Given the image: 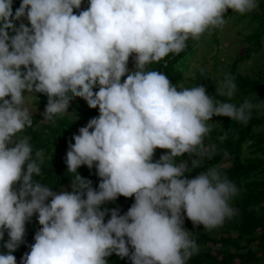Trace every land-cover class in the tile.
Segmentation results:
<instances>
[{"label": "clouds", "instance_id": "clouds-1", "mask_svg": "<svg viewBox=\"0 0 264 264\" xmlns=\"http://www.w3.org/2000/svg\"><path fill=\"white\" fill-rule=\"evenodd\" d=\"M81 4L20 0L13 11V0H0V264H17L13 252L34 213L41 227L20 264H109L113 252L131 264H186L199 245L185 215L212 229L238 211L230 200L239 189L219 167L185 176L213 154L204 142L208 121L223 115L247 124L264 104L215 101L204 85H178L147 66L222 28L228 9L245 14L258 0H88L75 13ZM236 87L225 72L216 93L232 97ZM35 92L36 105L47 96L43 112L30 110ZM74 97L99 115L73 134L65 156L71 190L56 191L34 179L44 149L18 133L35 115L43 122L69 113ZM157 147L169 151L153 160ZM183 153L190 161H177ZM82 164L95 165L96 188L78 172ZM121 194H134L126 212L104 206Z\"/></svg>", "mask_w": 264, "mask_h": 264}, {"label": "trees", "instance_id": "trees-1", "mask_svg": "<svg viewBox=\"0 0 264 264\" xmlns=\"http://www.w3.org/2000/svg\"><path fill=\"white\" fill-rule=\"evenodd\" d=\"M20 0H13V11L19 6ZM88 0H82L81 9L73 8L78 14L82 9L87 8ZM259 12H247L239 14L228 9L225 17L229 15L239 14L238 19L246 21L247 26H251V32L244 37L247 46L240 54L229 62H220L226 65V69L222 72L217 70V57L213 56L215 61L213 70L221 73L211 77L200 68L193 70L184 79L183 74L189 72V58L195 56V48L193 46L195 40L189 38L187 47L179 54H171L163 58L159 62H153L148 68L164 72L169 79L176 84H184V86L204 85L206 93L214 97L215 101L231 100L232 102H240L243 98H250L254 104H264V74L257 70H249L248 74H241L237 71L238 64L247 60L253 53H257L262 48V39L264 37V1L258 0ZM25 24H28L26 18H21ZM19 22H17L18 24ZM211 36L215 45L218 44L215 29L211 31ZM23 68V66H21ZM231 73L235 78L236 91L232 97L219 95L216 88L219 81L223 78V74ZM179 90V87H178ZM74 97L70 102H73ZM40 105L47 102L46 94L40 96ZM98 106L93 108L88 105L82 108L75 117L69 116L67 113L57 116L52 121H41L39 115L32 117L33 125L26 127L22 133L18 135H30L31 143L34 151L37 148L44 149V163L41 165L42 173L34 176V179L40 180L42 183L48 184L54 190L68 184L67 190L70 189L71 178L75 173L67 171L65 163L66 150L72 139L73 134H78V129L84 126L87 121L98 116ZM217 120L218 124L210 128L209 133L204 139L207 145L214 146L212 156L205 157L201 160L200 166L190 169L185 176L191 178L199 172L204 171L208 167L217 166L227 175V178L236 184L239 191L230 200L238 211L231 219H225V222L217 226L218 236H210L200 230L202 224L194 225L193 222L185 215L183 227L193 234L199 251L195 253L186 264H264L262 254H264V109L253 108L252 115L247 124L223 115H213L210 118ZM263 125V128H258ZM247 153H244V150ZM169 151L157 147L154 150L153 160L158 159L161 153ZM192 157L188 153L181 154L177 157L190 161ZM190 163V162H189ZM223 163L229 165L224 167ZM81 176L92 181L93 188H96L101 179L96 175L95 165L90 169L87 165H81L78 168ZM134 194L131 197L119 195L114 201L106 203V207L119 208L120 214H123L134 203ZM34 213L29 221H26V232L24 242L14 250L13 254L20 264L21 256L30 251V245L34 243V233L41 227ZM110 217V213L105 216V222ZM7 233L5 232L4 240ZM0 247L3 251V240H0ZM130 251H131V246ZM109 264H131L128 257L121 258L116 253H112L107 257Z\"/></svg>", "mask_w": 264, "mask_h": 264}, {"label": "rangeland", "instance_id": "rangeland-1", "mask_svg": "<svg viewBox=\"0 0 264 264\" xmlns=\"http://www.w3.org/2000/svg\"><path fill=\"white\" fill-rule=\"evenodd\" d=\"M262 1V0H261ZM264 1V0H263ZM253 12H259L258 9H254ZM239 14L229 15L227 16V23L222 28H216V37L218 40V44L215 45L211 36V31L206 32L201 36L199 40H195L193 46L195 48V56L189 58V72H185L183 74L184 79L193 71L198 68H203L206 72L210 74L211 77L216 74H221L218 72H222L226 69V65L219 64L220 62H229V60L233 59L236 54H240L244 51V48L247 46L244 41L245 35L251 32V26L246 25V21L243 19H238L237 16ZM135 53L130 55L128 60V68L129 70L134 69V60L133 56ZM213 56L217 57V70L215 72L213 70L215 61L213 60ZM249 70H257L260 73L264 74V37L262 39V48L257 53H253L247 60L238 64L237 71L241 74H248ZM125 76L121 77V80L126 78ZM98 90V86L94 88V91ZM39 92H35L33 97L30 100V110L32 113H36L38 111H44L45 106L36 105L35 101L38 99ZM87 102L81 98L77 97L73 102H69L68 112L69 116L75 117L78 115L79 111L86 107ZM210 128L215 127L218 122L217 120H212L210 123ZM263 125H261L258 129L261 130ZM244 153H247V150H244ZM228 163H223L222 166H228ZM200 230L204 231L210 236H218L217 228L205 229L204 225H201ZM264 260V254L261 255Z\"/></svg>", "mask_w": 264, "mask_h": 264}]
</instances>
